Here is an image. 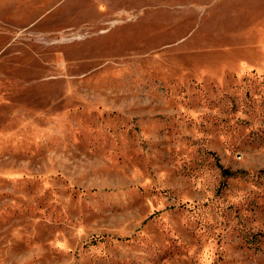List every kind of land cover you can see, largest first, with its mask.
I'll return each mask as SVG.
<instances>
[{"label":"rangeland","instance_id":"1","mask_svg":"<svg viewBox=\"0 0 264 264\" xmlns=\"http://www.w3.org/2000/svg\"><path fill=\"white\" fill-rule=\"evenodd\" d=\"M0 264H264V0H0Z\"/></svg>","mask_w":264,"mask_h":264}]
</instances>
